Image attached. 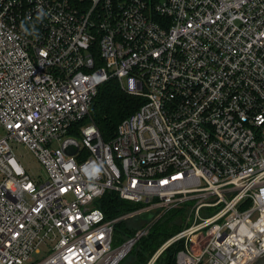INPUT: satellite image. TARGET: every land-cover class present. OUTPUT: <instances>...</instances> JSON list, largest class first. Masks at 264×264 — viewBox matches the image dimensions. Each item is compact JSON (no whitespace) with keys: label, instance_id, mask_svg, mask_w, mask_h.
I'll return each mask as SVG.
<instances>
[{"label":"built area","instance_id":"obj_1","mask_svg":"<svg viewBox=\"0 0 264 264\" xmlns=\"http://www.w3.org/2000/svg\"><path fill=\"white\" fill-rule=\"evenodd\" d=\"M110 78L144 102L110 140L93 121L74 131ZM0 125V264L42 245L31 264H116L147 232L114 248L118 220L196 197L164 245L183 241L177 264L264 255V0H0ZM111 190L147 204L108 218Z\"/></svg>","mask_w":264,"mask_h":264},{"label":"trees","instance_id":"obj_2","mask_svg":"<svg viewBox=\"0 0 264 264\" xmlns=\"http://www.w3.org/2000/svg\"><path fill=\"white\" fill-rule=\"evenodd\" d=\"M144 102L141 96L127 93L115 78H110L99 85L88 114L74 126V131L81 124L93 121L99 127L105 140L115 136L119 124L136 111ZM73 131V130H72ZM97 206L103 209L108 218H116L124 213L137 211L147 203L136 202L122 198L116 191H107L97 201ZM161 210H142L127 218L118 220L113 232V246L122 245L135 233L154 221ZM186 214L185 207H179L165 212L151 225L149 232L141 236L132 246L131 254L123 256L117 264H148L152 256L168 238L182 230ZM183 247V241H175L167 247L155 262L158 264H177L176 253ZM129 251V252H130ZM163 254V255H162ZM157 264V263H155Z\"/></svg>","mask_w":264,"mask_h":264},{"label":"rangeland","instance_id":"obj_3","mask_svg":"<svg viewBox=\"0 0 264 264\" xmlns=\"http://www.w3.org/2000/svg\"><path fill=\"white\" fill-rule=\"evenodd\" d=\"M5 132H6L5 128L0 125V135H3ZM13 146L15 148V151H16L17 155L21 158V161L26 165V167L28 168V170H29L30 174L32 175V177L33 178H36V179L39 178L41 180H45L46 179V171H45V168L41 164V162L36 158V155L34 154V152L29 147H27L24 143H22V142H14L13 143ZM56 146H59V144L56 143ZM198 199H199L198 197H196V198H190V199H185V200L179 202L178 204H175V205H172V206H168V207H165L164 209H162L160 211L159 215L155 218V220L152 221V222H150L146 226L147 227L146 234L149 232V229H150L151 225H153L157 221L158 218H160L163 214H165V212H167V210L169 212L172 209H176V208H179V207H185V211H186V214L184 216V220L181 221V223L184 224V226L182 227V229H184L187 226H189L191 223H193L196 220V213H195V207L194 206H195L196 202L198 201ZM215 208L216 207L209 209V207H207V208L201 209L200 216H202V217L207 216ZM170 238H168L166 241H164L161 244V246L154 253V255L152 256L153 258L150 259V262L148 264H155V263L158 264L159 263V261L158 262H155V261L160 256V254L167 247H169L172 244V243L171 244L168 243L164 247V245L170 240ZM120 246H121V244H120ZM131 248L124 255L126 258L131 254V251H132ZM47 253H48V250H47L46 246L45 245H42L40 247V251L39 252H34L32 254V259L29 260L27 262V264H31L34 261H37L39 259H42Z\"/></svg>","mask_w":264,"mask_h":264},{"label":"water","instance_id":"obj_4","mask_svg":"<svg viewBox=\"0 0 264 264\" xmlns=\"http://www.w3.org/2000/svg\"><path fill=\"white\" fill-rule=\"evenodd\" d=\"M78 142L76 141V140H74V139H67L66 141H65V143H64V150L67 152V153H69V154H74L76 151H77V149H78ZM159 209H153V212H157ZM130 249V248H129ZM128 249V250H129ZM127 253V252H126ZM124 256V254L123 255H121V257H120V259L122 258ZM119 259V260H120ZM255 264H264V255L263 256H261V257H259L258 259H257V261L255 262Z\"/></svg>","mask_w":264,"mask_h":264},{"label":"bare ground","instance_id":"obj_5","mask_svg":"<svg viewBox=\"0 0 264 264\" xmlns=\"http://www.w3.org/2000/svg\"><path fill=\"white\" fill-rule=\"evenodd\" d=\"M128 248H129V243L119 247L114 256H117V258L120 257V255H123ZM117 262H119V260Z\"/></svg>","mask_w":264,"mask_h":264}]
</instances>
